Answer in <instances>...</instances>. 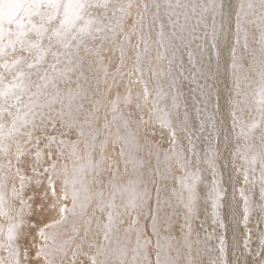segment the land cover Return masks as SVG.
Returning a JSON list of instances; mask_svg holds the SVG:
<instances>
[{
  "label": "snow or ice",
  "instance_id": "snow-or-ice-1",
  "mask_svg": "<svg viewBox=\"0 0 264 264\" xmlns=\"http://www.w3.org/2000/svg\"><path fill=\"white\" fill-rule=\"evenodd\" d=\"M262 225L264 0H0V264H264Z\"/></svg>",
  "mask_w": 264,
  "mask_h": 264
},
{
  "label": "rangeland",
  "instance_id": "rangeland-1",
  "mask_svg": "<svg viewBox=\"0 0 264 264\" xmlns=\"http://www.w3.org/2000/svg\"><path fill=\"white\" fill-rule=\"evenodd\" d=\"M185 59H186V57H185ZM158 127V126H157ZM160 129V128H159ZM157 130H158V128H157ZM161 130V129H160ZM159 130V132L158 131H156V139L157 140H160L161 141V143L163 144V146L164 147H167L168 146V143H167V141H168V133H165V135L164 134H162V132L164 131V130H161L160 131ZM148 131L149 132H151L152 131V128L151 127H148ZM166 131V130H165ZM161 135H160V134ZM164 133V132H163ZM160 135V136H159ZM163 135V136H162ZM162 136V137H161ZM165 136V137H164ZM221 163H223V161L221 162ZM223 171H224V176H225V173L227 172V170H224V169H222ZM228 175V174H227ZM207 179H211V177L210 176H207L206 177ZM225 186L227 187L228 185H227V180H226V182H225ZM230 192V191H229ZM229 192H228V195H229ZM201 220H204L205 221V227L208 229V231L209 232H212L213 230H214V228H215V226L212 224V220H211V216H210V207H209V213L208 214H206V213H204L203 212V210L201 211ZM233 222V221H232ZM231 222V223H232ZM225 224H226V222H225ZM255 224H256V217L255 216H253V218H252V221L250 222V224H249V227L250 228H252V230H253V242H254V245H255V242H256V237H257V235H258V232L256 231V228H255ZM232 226L234 227V232H235V236H234V238H233V240L235 239V240H237V241H242L243 240V238H244V228H243V223H241L239 226H237L234 222L232 223ZM262 227H264V225H262ZM198 230H200L199 228H198ZM215 230H216V232L217 233H220L221 231H224L225 232V235H226V230H221V229H218V228H215ZM201 234H202V236H203V232H201ZM237 236V237H236ZM240 238H239V237ZM226 241H227V257H228V260L231 262V258H234L235 259V257L232 255V251H233V249H232V244H231V241H228L227 240V238H226ZM232 242H234V241H232ZM210 244L212 245V246H218V241L217 240H212L211 242H210ZM214 255H216V253H214Z\"/></svg>",
  "mask_w": 264,
  "mask_h": 264
},
{
  "label": "bare ground",
  "instance_id": "bare-ground-1",
  "mask_svg": "<svg viewBox=\"0 0 264 264\" xmlns=\"http://www.w3.org/2000/svg\"><path fill=\"white\" fill-rule=\"evenodd\" d=\"M139 90H140V86H139V85H134V86H133V94H134V95H135V93L138 92ZM149 127H151V126H149ZM157 128H158V130H157ZM157 128L155 129V132H156V131L159 132L160 129H159V127H157ZM161 130H162V129H161ZM161 130H160V131H161ZM163 132H164V133H163ZM163 132H162V134H164V135H165V133H167V131H165V130H164ZM159 134H160V133H159ZM160 135H161V134H160ZM160 135H159V136H160ZM162 136H163V135H162ZM162 136H161V137H162ZM165 136H166V135H165ZM165 136H164V137H165ZM227 174H228V172H226V173H225V176H224L225 182H226V180H227ZM229 191H230V192H229V195H228V199L230 200V199H231V188H230V187H229ZM227 211H228L227 209L224 210L225 213H227ZM232 221H233V220H232L231 215H226V216H225V222H226V226H227V227H226V231H227V232H226V238H227L228 241H231V244L233 243V242H232V241H234L233 238H234V236L236 235L235 232H234V227L232 226V223H233L234 221H233V222H232ZM231 222H232V223H231ZM236 237H237V236H236ZM238 237H239V236H238ZM239 238H240V237H239ZM214 240H215V239H214ZM232 249H233V244H232ZM213 255H214V254H213ZM233 260H234V258H231V261H233Z\"/></svg>",
  "mask_w": 264,
  "mask_h": 264
}]
</instances>
